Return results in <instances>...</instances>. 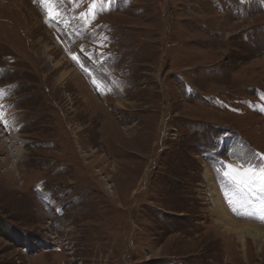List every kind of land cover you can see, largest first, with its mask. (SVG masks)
Here are the masks:
<instances>
[{"label": "rangeland", "instance_id": "rangeland-1", "mask_svg": "<svg viewBox=\"0 0 264 264\" xmlns=\"http://www.w3.org/2000/svg\"><path fill=\"white\" fill-rule=\"evenodd\" d=\"M0 105V264H264V0H0Z\"/></svg>", "mask_w": 264, "mask_h": 264}, {"label": "bare ground", "instance_id": "bare-ground-1", "mask_svg": "<svg viewBox=\"0 0 264 264\" xmlns=\"http://www.w3.org/2000/svg\"><path fill=\"white\" fill-rule=\"evenodd\" d=\"M15 122H16V113H14L13 111L9 112L6 108L0 105V126L2 128H6V133H8V137L10 136V140L7 138H4L1 135L2 132H0V136L3 137V140H2L3 144L8 146V149L11 151L13 158H15L16 160L17 157L18 156L20 157L21 155L22 144H20L21 141H20L19 135L16 134L17 129L14 128L16 125ZM0 131H3V130L0 129ZM210 184H212V182H210ZM216 190L213 189L211 191V194L213 195V199L216 202L218 212L220 213L219 214L221 218L220 223L223 224L229 232L236 234L238 240L244 245L248 237H251L255 241V243H257L258 240H262V237L264 236V227L259 226V224L256 225L255 223L257 221H262V220L264 221V219H261L260 215H258L254 210H252L254 212H251L252 215H248L247 218L251 219L253 222L252 221L242 222L241 220H240L241 222L232 221L231 220L232 216H230L225 206L223 205L222 201L220 200L219 198L220 193L218 192L217 188Z\"/></svg>", "mask_w": 264, "mask_h": 264}, {"label": "snow or ice", "instance_id": "snow-or-ice-1", "mask_svg": "<svg viewBox=\"0 0 264 264\" xmlns=\"http://www.w3.org/2000/svg\"><path fill=\"white\" fill-rule=\"evenodd\" d=\"M226 167L235 173L232 179L243 201L248 204L259 202L260 208L255 211L261 214V219H264V164L260 166L250 165L247 168L241 167L239 169L230 164ZM225 175L227 176L228 173L225 172ZM229 203L231 204V201ZM247 214L252 215V213Z\"/></svg>", "mask_w": 264, "mask_h": 264}]
</instances>
